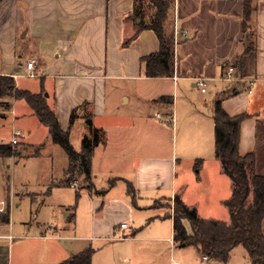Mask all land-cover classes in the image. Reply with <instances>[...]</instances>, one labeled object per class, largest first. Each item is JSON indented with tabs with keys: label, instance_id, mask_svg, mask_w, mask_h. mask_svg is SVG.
Instances as JSON below:
<instances>
[{
	"label": "crops",
	"instance_id": "crops-1",
	"mask_svg": "<svg viewBox=\"0 0 264 264\" xmlns=\"http://www.w3.org/2000/svg\"><path fill=\"white\" fill-rule=\"evenodd\" d=\"M247 5L251 7L248 19ZM134 6L135 0H2L0 74L17 75L20 88L48 93L61 128H70V135L76 130L83 137L87 131L82 119L70 127L71 111L83 102L92 105L94 120H104L97 127L106 136L94 155L97 150L100 173L107 179V186L95 188L100 192L108 187L110 179L118 180L103 195L91 194L86 188L80 193L95 197L91 208L97 216L93 217L92 230L97 237L117 233L125 236L121 239L125 247L112 253V258L126 264H220L204 260L194 246L176 244L173 218L166 216L167 209L153 203L178 195L201 217L218 219L213 214H202L201 207L222 206L232 194L231 179L214 156L213 111L219 97H223L222 106L230 115H249L241 123L239 152L245 155L255 151L258 170L264 174V0H175V27L188 36L186 40L179 41L181 35L177 38L174 72L164 77L146 76L145 63L141 62L142 56L159 50L153 30L143 29L128 46L123 45L139 23L131 18ZM19 39L30 42L31 50L18 52ZM31 60L36 65L35 77L26 75ZM229 65L236 68L238 80L223 79ZM198 77L209 79L207 92L197 86ZM22 78L38 81L21 87ZM109 80L122 82L115 87L110 101ZM20 100H14L11 118L13 126L24 133L19 144L25 141L29 148L37 147L40 155L46 142L56 143L33 109ZM152 110L154 114H150ZM30 122L33 127L28 125ZM7 124H2L0 131ZM168 124L173 125L174 133L180 124L188 149L184 153L200 160L214 157L217 165L211 176L206 173L196 178L195 185L183 180L178 186L177 136L170 154L153 153L166 144ZM67 167L46 190L25 188L15 196H29L37 202L34 194H42V203L53 189L72 188L64 181ZM124 180L136 188V205L127 194ZM59 205L66 221L70 220L72 204ZM136 211L143 212L137 224ZM2 217L0 264H52L67 259V249L56 234L57 226L41 224L39 232L18 234L11 214L9 222H2ZM121 223L128 226L121 228ZM25 224L31 226L32 222ZM185 225L190 231V224ZM227 264H250L245 249H233Z\"/></svg>",
	"mask_w": 264,
	"mask_h": 264
},
{
	"label": "trees",
	"instance_id": "trees-1",
	"mask_svg": "<svg viewBox=\"0 0 264 264\" xmlns=\"http://www.w3.org/2000/svg\"><path fill=\"white\" fill-rule=\"evenodd\" d=\"M2 0H0L1 2ZM175 0H135L131 18L140 19L135 33L124 40L128 46L143 29L153 30L159 39V50L141 57L145 63L146 76H171L174 72L175 58ZM251 7L247 5L246 18L250 17ZM187 38V37H185ZM184 37L180 40H186ZM44 90L32 92L17 86L12 75L0 74V99L7 102L5 110L11 108L12 99H24L46 125L54 143L59 144L68 156V167L65 170V184L71 186L75 176L88 182L87 190L91 194H104L114 186L118 179H110L108 187L97 191L92 183V162L95 148L106 136L102 128L94 124L92 105L83 102L70 114V127L77 119H82L87 132L81 140L80 151L76 150L70 140V128L64 131L54 109L48 102ZM223 97L214 102L213 118L215 122L214 156L220 161L224 173L231 179L232 194L224 201L230 221L203 218L195 207L187 205L178 195L173 200V212L166 216L173 218V239L178 245L194 246L201 254L214 263L227 264L236 247L242 246L250 264H264V174L257 167L255 151L241 155L239 152L240 130L242 121L248 114L230 115L222 106ZM1 106V105H0ZM1 116V115H0ZM18 155L17 147L0 142V157L8 158ZM197 161L196 164L200 163ZM127 194L134 205L137 204L135 186L124 180ZM82 189V188H81ZM76 190V197L81 196ZM76 204L69 208L68 218L75 216ZM2 222H9V215H4ZM185 222L190 224L187 230ZM94 249L88 246L57 264H92Z\"/></svg>",
	"mask_w": 264,
	"mask_h": 264
},
{
	"label": "rangeland",
	"instance_id": "rangeland-1",
	"mask_svg": "<svg viewBox=\"0 0 264 264\" xmlns=\"http://www.w3.org/2000/svg\"><path fill=\"white\" fill-rule=\"evenodd\" d=\"M18 52L24 50H31L30 42H26L19 39ZM38 79H28L22 78V86L26 83ZM121 81L109 80L108 82V100L114 99V89ZM20 100V99H19ZM5 100L0 99V130L2 124L5 122L8 124L2 131H0V140H9L12 137V127L15 124L11 118L14 116L13 102L14 99L10 100L11 108L5 110ZM24 102V99L20 100ZM124 108V107H123ZM122 108V109H123ZM154 110L150 111V114H154ZM151 116V115H150ZM159 119V118H158ZM164 119V115L161 121ZM7 120V121H4ZM10 121V122H9ZM150 123H156L160 120L154 121L149 120ZM172 121V120H171ZM163 122V121H162ZM104 123V120H94L95 126H100ZM166 123V122H165ZM168 123V122H167ZM29 126L33 127L32 122L28 123ZM178 127V126H177ZM166 134V144L158 150H154V154L168 155L171 152L172 140L174 136H177L178 145V157L179 162L177 166V183L178 186L181 185L183 180H186L188 184L195 185L196 178L201 176L204 177L205 174L209 173L211 176L213 169H215L214 157H206V159H201L191 157V154H186L183 151L187 149V142L184 141L182 137V128H177L175 133L173 132V125L168 124ZM87 132V131H86ZM23 139V137H22ZM21 139V141H22ZM70 140L74 148L78 151L81 149V135L78 134L76 130L70 135ZM20 141V142H21ZM215 139L213 138V144ZM23 150V154L15 155L13 157L1 158L0 157V173L3 174L0 177V200L9 199L12 197V210L11 218L16 224V232L22 234L27 231L29 234L33 232H39L41 224H52L58 227L59 231L56 233L59 238V242L64 245L67 249V256L65 258L69 259L78 251L83 250L88 246H92L94 251L92 264H126L124 262H119L117 259L112 258V253L118 251L125 247V241L119 238V233L116 235L100 238L97 237V232L92 230L93 217L97 216V211L92 210L91 203L95 198L90 196L88 193H83L79 198L76 197V189L88 188L89 183L85 182L82 177L75 176L73 182H76V186L69 188L53 189L52 192L46 196V200L42 203V194H34V198L37 202H34L29 196H24L22 199L15 196V193L25 190H46L49 186L50 181L63 173V169L68 164V156L65 150L59 144H53L51 140L46 142V146L42 150V154L38 155L36 153L37 147L29 148L27 143L23 141L18 144V147ZM162 150V151H161ZM211 154V152H210ZM137 158L139 155L135 154ZM135 161V158H131ZM129 159V161L131 160ZM133 164V162H132ZM100 161L97 160V150L93 157V174L94 181L92 183L97 189H101L107 186V179L102 177L100 173ZM97 175L98 179H97ZM72 182V183H73ZM71 183V186H72ZM120 185L123 187V183ZM9 197V198H8ZM59 204H76V218L66 221V218L62 214V209ZM156 207H163L167 209L166 214L173 212V200L169 198H160L153 203ZM54 211L56 214H53ZM202 214L208 213L213 214L216 218L220 220L230 221V214L227 206L224 205H205L201 207ZM213 212V213H212ZM143 212H135V222H139V218L143 216ZM26 222H32L31 226H26ZM39 223V224H37ZM39 225V226H38ZM238 249L243 250L242 246ZM151 261H159V259H151ZM57 263V262H56ZM52 263V264H56Z\"/></svg>",
	"mask_w": 264,
	"mask_h": 264
},
{
	"label": "built area",
	"instance_id": "built-area-1",
	"mask_svg": "<svg viewBox=\"0 0 264 264\" xmlns=\"http://www.w3.org/2000/svg\"><path fill=\"white\" fill-rule=\"evenodd\" d=\"M187 37V32L183 31L180 33V31L175 27V38L179 36ZM28 77H35L36 76V65L33 60L27 62V74ZM17 75H14V78L16 79ZM224 80L226 81H235L238 80L239 77L236 74V68L232 65H229L224 73ZM197 86L200 88L202 92H207L209 87V79L206 77H198L196 80ZM157 117H160V114H157ZM24 136V133L21 129H19L16 126L12 127V137L10 139V143L15 148L21 141L22 137ZM72 186H76V182L72 183ZM12 197L10 196L9 199H2L0 200V215H10L12 210ZM128 226L127 223H121V228H126ZM120 239L125 238L124 235H120ZM204 260H208L207 256H203Z\"/></svg>",
	"mask_w": 264,
	"mask_h": 264
},
{
	"label": "water",
	"instance_id": "water-1",
	"mask_svg": "<svg viewBox=\"0 0 264 264\" xmlns=\"http://www.w3.org/2000/svg\"><path fill=\"white\" fill-rule=\"evenodd\" d=\"M137 22H140V19H137ZM46 96H48V93H45Z\"/></svg>",
	"mask_w": 264,
	"mask_h": 264
}]
</instances>
